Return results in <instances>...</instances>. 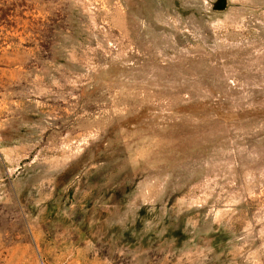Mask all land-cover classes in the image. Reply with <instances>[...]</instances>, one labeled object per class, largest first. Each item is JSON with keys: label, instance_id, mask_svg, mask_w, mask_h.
<instances>
[{"label": "rangeland", "instance_id": "1", "mask_svg": "<svg viewBox=\"0 0 264 264\" xmlns=\"http://www.w3.org/2000/svg\"><path fill=\"white\" fill-rule=\"evenodd\" d=\"M0 264H264V0H0Z\"/></svg>", "mask_w": 264, "mask_h": 264}]
</instances>
